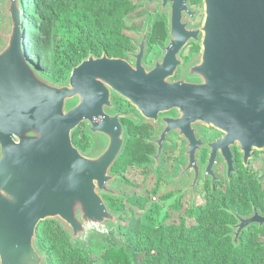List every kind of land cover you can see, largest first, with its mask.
I'll list each match as a JSON object with an SVG mask.
<instances>
[{"label": "water", "instance_id": "obj_1", "mask_svg": "<svg viewBox=\"0 0 264 264\" xmlns=\"http://www.w3.org/2000/svg\"><path fill=\"white\" fill-rule=\"evenodd\" d=\"M203 2L204 20L197 30H187L179 14L170 13V35L180 41L177 48L201 35L202 50L187 69L188 76L196 73L207 86L209 73L222 70L226 47L231 55L250 53L264 61V0ZM4 13L7 32L0 43V264H45L35 243L40 223L58 221L77 246L91 229L118 228L119 215L104 200V195L119 196L110 186L118 178L111 169L124 146L117 117L111 118L116 122L115 131L111 122L103 124L101 131L90 124V132L104 141L91 155L81 154L74 146L72 132L82 116L97 112L107 117L111 93L129 99L132 89L141 88L148 90L149 101H155V106L176 107V99L170 95L178 84L167 83V75L153 73L164 70L170 75L178 63L171 61V54L178 49L171 50L151 74L140 63L133 69L105 53L101 57L90 54L72 69L66 84L57 85L44 81L26 54L21 0H5Z\"/></svg>", "mask_w": 264, "mask_h": 264}, {"label": "flooded vegetation", "instance_id": "obj_2", "mask_svg": "<svg viewBox=\"0 0 264 264\" xmlns=\"http://www.w3.org/2000/svg\"><path fill=\"white\" fill-rule=\"evenodd\" d=\"M146 6L152 9L146 12ZM141 7L137 19L127 20L137 13L133 10L124 17L125 44L120 56L107 57L121 59L133 69L140 63L151 74L171 50L178 49L171 54V61L178 63L170 75L164 70L153 73L167 75V83L178 84L170 95L176 107L155 106L148 90L141 88L132 89L129 99L111 93V107L105 108L108 118L97 112L82 116L71 134L72 143L81 154L91 155L104 141L90 132V124L101 131L103 124L111 122L115 131L118 122L124 133L121 156L126 153L134 161L118 172L116 162L111 173L118 178L111 184L123 180L125 169L134 178L140 170L152 193L173 201L174 212L183 211L177 225L188 221L187 214L194 222L197 214L213 217L218 231L211 233L223 240L226 249L241 254V264H264V61L250 53L231 55L226 47L221 72H210L207 86L203 85L201 76L187 74L201 53V35L181 48H177L180 41L170 35L173 12L187 30L202 26L203 0H153ZM87 57L72 66L59 84H66L72 69ZM32 66L44 81L57 84L46 68ZM194 222H189L192 227Z\"/></svg>", "mask_w": 264, "mask_h": 264}, {"label": "trees", "instance_id": "obj_3", "mask_svg": "<svg viewBox=\"0 0 264 264\" xmlns=\"http://www.w3.org/2000/svg\"><path fill=\"white\" fill-rule=\"evenodd\" d=\"M28 1L21 0L24 49L31 63L42 68H54L52 76H55L56 80L53 82L57 84L66 79L72 66L77 65L89 54L99 56L105 52L109 57L120 56L125 44L122 22L136 6L130 0H34L35 5L31 7ZM65 12L83 13V38L79 34L72 44L66 43L55 31L59 17ZM133 161V157L124 153L114 169L118 172ZM116 198L118 197L104 195V200L112 212L116 211ZM145 201L138 199L133 205L141 209L144 208ZM187 217L188 221L184 220L180 225L170 227L166 231L160 228H143L142 234L146 235L145 243L143 237L144 245L141 243L142 251L146 254L144 264H241V254L237 250L226 249L223 240L214 236L218 230H215L211 221L213 217L208 219L197 214L195 222L189 221V214ZM213 220L215 221V218ZM189 222H194L195 226L192 227ZM54 224L56 223L45 221L40 223L36 230L35 243L45 256V264L49 263L50 252L44 248L48 242L62 248L67 244L68 248L63 249V261L66 264H85L80 256L84 252L83 248L72 244L71 241L68 244V237L61 229V224ZM108 232L124 237L119 226L116 230ZM44 233L47 236H44ZM105 240L113 242L108 238ZM133 240L126 238L122 247L112 246L105 251L102 254V264H132L136 261L137 250L141 245L137 240Z\"/></svg>", "mask_w": 264, "mask_h": 264}, {"label": "rangeland", "instance_id": "obj_4", "mask_svg": "<svg viewBox=\"0 0 264 264\" xmlns=\"http://www.w3.org/2000/svg\"><path fill=\"white\" fill-rule=\"evenodd\" d=\"M135 6L133 12H137L134 16L128 17V22L131 19H137L138 14L145 10L146 12L151 10L152 6H146L142 9V2L130 0ZM30 6L35 5L34 0H29ZM5 0H0V43L5 41L6 32H7V21L4 13ZM37 6V5H36ZM83 13L77 12H65L59 17L58 22L56 23V33L59 37L64 38V41L70 44L75 43L79 34L83 38V31L85 29V23L82 21ZM136 16V17H135ZM57 39V38H56ZM49 73V78L52 81H55V76H52L54 72L53 67L46 68ZM140 171V170H139ZM139 171L137 172V177L134 178L131 176L125 169L121 174L123 180L115 181L114 184H111V188L116 189L120 196L115 199L117 203L116 211L114 213L118 214L117 224L121 228V231L124 237L116 236L110 234L108 231L97 230L96 228L91 229L84 238V242L80 245L83 249V253L80 254L83 258L85 264H102V254L110 249L112 246L120 248L125 245L124 240L126 238H131L137 240L141 245L146 241V235L142 234L144 231L143 228L150 230H156L160 228L163 231H166L170 227L176 226L178 224L179 218L183 217V211L174 212V202L168 201L167 199H160L156 194L152 193L150 186H146L145 176L142 175ZM149 180V179H148ZM149 183V182H148ZM138 199H145L143 205L144 208L139 209L133 205L134 201ZM166 200V201H165ZM164 201V203H162ZM47 222L56 223L54 226L59 223L55 220H48ZM61 229L66 233L68 237V244H70L69 232L60 225ZM44 236H47L44 233ZM111 239L113 242H109L105 239ZM133 240V241H134ZM144 243L142 245H144ZM44 245V244H43ZM142 245L137 250V259L132 262V264H144L146 261V254L144 253ZM49 253V263L48 264H66L63 261L64 251L63 249L68 248L67 244L62 247L60 245L55 246L54 243H46L44 246ZM149 262V261H147Z\"/></svg>", "mask_w": 264, "mask_h": 264}]
</instances>
